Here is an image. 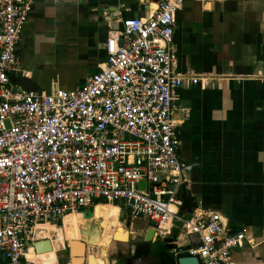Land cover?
Segmentation results:
<instances>
[{
  "label": "built area",
  "instance_id": "obj_1",
  "mask_svg": "<svg viewBox=\"0 0 264 264\" xmlns=\"http://www.w3.org/2000/svg\"><path fill=\"white\" fill-rule=\"evenodd\" d=\"M37 1L0 0V264H36L28 257L43 239L36 226L98 202L147 218L159 232L175 218L198 236L190 251L202 264H230L244 233L224 227L216 210L178 215L187 172L175 93L207 82L174 68V18L185 0H161L148 17L123 19L104 43L99 71L76 89L50 92L11 80L27 77L18 42Z\"/></svg>",
  "mask_w": 264,
  "mask_h": 264
},
{
  "label": "crops",
  "instance_id": "obj_2",
  "mask_svg": "<svg viewBox=\"0 0 264 264\" xmlns=\"http://www.w3.org/2000/svg\"><path fill=\"white\" fill-rule=\"evenodd\" d=\"M160 1H37L18 42L27 77L14 75L12 82L44 92L80 87L106 62L104 43L122 29V20L148 17ZM172 45L178 73L207 77L206 84H184L175 93L178 154L187 172L178 215L189 218L197 208L218 211L224 227L246 237L232 250L230 264H264V0H185L175 14ZM92 212L78 214L87 219ZM118 219L125 228L129 224V240H113L105 264H112V257H130V250L154 254L157 264V251L164 250L174 258L170 264H178V257L194 255L190 250L199 244L175 218L166 233L120 208ZM148 228L155 233V241L146 242L150 251L134 249L147 246ZM134 234L140 238L130 245ZM66 243L55 252L57 261L65 259L60 253L67 254ZM93 253L87 254L91 263Z\"/></svg>",
  "mask_w": 264,
  "mask_h": 264
},
{
  "label": "bare ground",
  "instance_id": "obj_3",
  "mask_svg": "<svg viewBox=\"0 0 264 264\" xmlns=\"http://www.w3.org/2000/svg\"><path fill=\"white\" fill-rule=\"evenodd\" d=\"M118 213L119 208L116 205H112L111 203H97L92 212V216L90 218H83L81 214H78V221L79 225H81V230H84L85 232L91 229H101V233L98 235L93 236L94 234L90 231L91 236L88 238L86 235L88 232H86L83 236L81 233L77 231H70L66 226L71 225L72 222V215L76 213L68 214L64 217L63 227L64 228V238H68V240H77L76 238H81L84 242H86V250L89 253L90 249L99 248V253H93V263L91 264H105L106 258H105V249L107 246L113 241H126L129 235V231L127 228H125L123 225H121V222L118 219ZM90 216V215H89ZM105 218V220H104ZM75 219V218H74ZM104 221H101V220ZM93 221H97L100 223L99 226H96L93 223ZM55 227V224L52 223H44L39 224L36 226L35 232H37L39 229H48L50 232L53 233V229ZM52 230V231H51ZM117 235V236H116ZM53 237V236H52ZM60 241L59 243H62ZM63 245V244H62ZM72 251L76 252L80 247H82L81 244H78V242H72L71 243ZM36 254V255H35ZM35 255V257H33ZM50 251H47L46 253L43 252H35L32 249H30V252L28 253V257H30L32 260L36 262V264H53L56 260L55 256L54 259L49 258ZM48 256V257H47Z\"/></svg>",
  "mask_w": 264,
  "mask_h": 264
},
{
  "label": "water",
  "instance_id": "obj_4",
  "mask_svg": "<svg viewBox=\"0 0 264 264\" xmlns=\"http://www.w3.org/2000/svg\"><path fill=\"white\" fill-rule=\"evenodd\" d=\"M154 229L148 228L143 241L144 242H152L155 241V235H154ZM129 238H127L126 241H118L120 243L127 242ZM78 242V244H81L82 247L78 249V251L73 252L71 243L72 242ZM117 241V240H116ZM171 240L168 238L166 239V243H169ZM35 252H46L50 251L53 247L51 244V241L49 239H42V240H37L33 244ZM67 249L65 250L66 253H60V255H63L65 259L63 261H55L53 264H91L90 257L85 258V244L83 242L77 241V240H70L69 242L66 243ZM134 249L142 250L144 252L150 251L148 246H144L142 244L136 246H133ZM133 249V250H134ZM130 257L127 258L126 264H157V256L154 254H148V256H143V255H138L137 252L131 251L130 250ZM65 254V255H64ZM56 255L59 257V252L56 253ZM90 256V254H89ZM127 256V255H126ZM123 258L124 257H112V264H124L123 263ZM86 259V260H85ZM178 264H200V261L197 256L195 255H189V256H180L177 259Z\"/></svg>",
  "mask_w": 264,
  "mask_h": 264
},
{
  "label": "flooded vegetation",
  "instance_id": "obj_5",
  "mask_svg": "<svg viewBox=\"0 0 264 264\" xmlns=\"http://www.w3.org/2000/svg\"><path fill=\"white\" fill-rule=\"evenodd\" d=\"M69 218H72L73 220H72V222H71V225H69V226H66L70 231H77L78 230V228H79V221H78V214H74V215H72L71 217H69ZM75 218V219H74ZM65 223V222H64ZM64 228L65 227H59V226H56L55 225V227H54V229H53V232H55L54 233V239H57V240H54V239H49L50 241H51V244H52V249L50 250V255H49V258L50 259H54V254H55V251L57 250V246H56V241H58V242H60V241H62V240H64ZM92 230V231H91ZM91 230H88V231H86V232H88V234L86 235V237H90L91 235L90 234H94L93 236H95V235H98V234H100L101 233V229H91ZM101 230V231H100ZM52 231V230H51ZM90 231L92 232V233H90ZM84 230H81V228H80V233H81V235L83 236L85 233H86ZM43 234H45L46 235V237H43V238H48V237H50V230H48V229H39L37 232H35V235L37 236V237H39V236H42ZM117 236V235H116ZM138 245H140V244H136V246H138ZM66 249H67V246H66ZM47 252V251H46ZM46 252H43V253H46ZM36 255V254H35ZM35 255H33V257H35ZM128 255H130V253H129V251H128ZM48 257V256H47ZM124 257V256H123ZM127 258L128 257H124L123 258V263L124 264H126V262H127ZM55 260V259H54ZM59 261V260H58Z\"/></svg>",
  "mask_w": 264,
  "mask_h": 264
},
{
  "label": "rangeland",
  "instance_id": "obj_6",
  "mask_svg": "<svg viewBox=\"0 0 264 264\" xmlns=\"http://www.w3.org/2000/svg\"><path fill=\"white\" fill-rule=\"evenodd\" d=\"M145 187V185H144V183L142 182L141 184H140V188H144ZM92 224H94V225H96V226H99L100 225V223L99 222H97V221H93V223ZM122 225V224H121ZM56 226H59V227H62L63 226V222H58V224L56 225ZM80 228H81V225H79V228H78V231L80 232ZM126 228L127 229H129L130 230V227H129V224L127 223L126 224ZM132 231V230H131ZM135 230H133V232H134ZM45 236V234H43L42 236H39V237H41V238H43ZM53 236V235H52ZM48 237V238H43V239H50V238H52V239H54L55 237L53 236V237ZM138 238H140V237H138L137 235H132V237H131V239H130V241L128 242L130 245L131 244H135V242H137L138 240H136V239H138ZM76 239H79V238H76ZM81 239V238H80ZM42 240V239H41ZM54 240H57V239H54ZM64 241H66V242H69L70 240H68V238H64V240H63V242L62 243H59L58 241H56V246H57V249H60V247H64L63 245H64ZM79 241V240H78ZM81 242V241H80ZM159 242H156V243H152V246L155 248L156 246H157V244H158ZM63 244V245H62ZM99 250V248H94V250L91 248L90 249V251H89V253H93L94 251L96 252V251H98ZM57 251V250H56ZM55 251V252H56ZM87 254H88V252H87V250H85V258L87 257ZM54 256H55V260H57V257H56V254H54ZM160 258H161V264H170V262H173L174 261V258L172 257V256H170L169 254H168V252H166V251H162V252H160Z\"/></svg>",
  "mask_w": 264,
  "mask_h": 264
},
{
  "label": "trees",
  "instance_id": "obj_7",
  "mask_svg": "<svg viewBox=\"0 0 264 264\" xmlns=\"http://www.w3.org/2000/svg\"><path fill=\"white\" fill-rule=\"evenodd\" d=\"M98 203H101V202H98ZM103 203H105V202H103ZM44 237H46V235L44 236ZM145 245H149V244H147L146 242H145ZM163 250H158L157 251V254H159L160 255V252H162ZM159 257V256H158ZM158 264H161V258L159 257V263Z\"/></svg>",
  "mask_w": 264,
  "mask_h": 264
}]
</instances>
